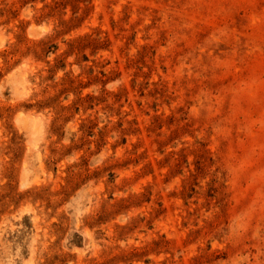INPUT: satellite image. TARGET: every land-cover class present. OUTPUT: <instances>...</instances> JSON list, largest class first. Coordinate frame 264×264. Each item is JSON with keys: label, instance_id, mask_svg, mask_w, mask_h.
I'll list each match as a JSON object with an SVG mask.
<instances>
[{"label": "rangeland", "instance_id": "obj_1", "mask_svg": "<svg viewBox=\"0 0 264 264\" xmlns=\"http://www.w3.org/2000/svg\"><path fill=\"white\" fill-rule=\"evenodd\" d=\"M0 264H264V0H0Z\"/></svg>", "mask_w": 264, "mask_h": 264}]
</instances>
